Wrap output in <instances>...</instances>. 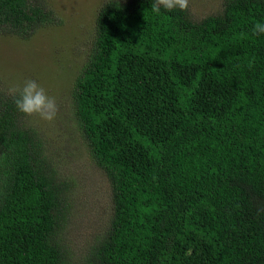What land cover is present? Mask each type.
Returning a JSON list of instances; mask_svg holds the SVG:
<instances>
[{"label": "trees", "instance_id": "1", "mask_svg": "<svg viewBox=\"0 0 264 264\" xmlns=\"http://www.w3.org/2000/svg\"><path fill=\"white\" fill-rule=\"evenodd\" d=\"M110 1L73 92L111 189L80 261L58 238L66 185L0 84V264H264V0L194 21ZM47 0H0V35L31 39Z\"/></svg>", "mask_w": 264, "mask_h": 264}, {"label": "rangeland", "instance_id": "2", "mask_svg": "<svg viewBox=\"0 0 264 264\" xmlns=\"http://www.w3.org/2000/svg\"><path fill=\"white\" fill-rule=\"evenodd\" d=\"M110 1L47 0L58 22L38 30L29 40L0 35V84L32 79L54 97L59 107L52 122L27 117L23 124L33 129L43 153L66 188V210L57 237L82 263L94 239L109 228L112 217L110 183L99 168L77 122L73 92L94 49L100 9ZM225 0H189L194 21L218 15ZM75 261V264H77Z\"/></svg>", "mask_w": 264, "mask_h": 264}, {"label": "clouds", "instance_id": "3", "mask_svg": "<svg viewBox=\"0 0 264 264\" xmlns=\"http://www.w3.org/2000/svg\"><path fill=\"white\" fill-rule=\"evenodd\" d=\"M189 7V0H154L151 5L153 12L159 14L161 8L166 11L179 9L186 11ZM252 34H264V23L255 22L252 27ZM8 95L13 99L17 110L27 117H39V119L52 122L59 111L58 104L54 97L48 95L46 89L37 81L25 80L21 84H12L8 88Z\"/></svg>", "mask_w": 264, "mask_h": 264}]
</instances>
